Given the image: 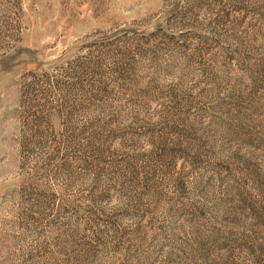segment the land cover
Segmentation results:
<instances>
[{"label":"rangeland","instance_id":"rangeland-1","mask_svg":"<svg viewBox=\"0 0 264 264\" xmlns=\"http://www.w3.org/2000/svg\"><path fill=\"white\" fill-rule=\"evenodd\" d=\"M0 264H264V0H0Z\"/></svg>","mask_w":264,"mask_h":264}]
</instances>
